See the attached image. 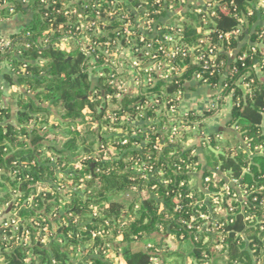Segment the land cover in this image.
Masks as SVG:
<instances>
[{"label": "trees", "instance_id": "1", "mask_svg": "<svg viewBox=\"0 0 264 264\" xmlns=\"http://www.w3.org/2000/svg\"><path fill=\"white\" fill-rule=\"evenodd\" d=\"M155 1L130 0L127 9L135 16L133 8L142 5L140 14L150 13L159 24L172 16L168 3L175 4V11L185 9L181 33L190 52L185 59L175 60L180 76L168 82L157 80L150 92L182 91L189 98L196 92L194 84L221 88L220 98L231 96L226 130L201 140L202 155L185 147L189 135L170 143L165 134L150 133L146 122L138 125L137 137L103 135L110 127L124 134L134 126L120 119L113 124L107 121L109 97L115 105L110 111L119 118L127 114L131 121L137 108L145 107L146 97L125 94L115 99L116 89L109 79L94 78L95 71L87 67L91 59L97 67L103 63L99 46L88 57L80 46L61 42L74 36L82 43L87 36L91 47L115 39L118 21L107 27L98 21L111 11L106 0H0V28L21 33L11 37V50L0 49V72L7 63L4 79L13 99L18 95L15 108L4 104L0 85V211L11 196L8 190L20 192L14 206L20 208L17 216L30 231L28 243L18 239L23 228L0 232V264H154V260L159 264H264V50H252L264 32V0H217L215 15L206 27L202 22L206 14L196 13L198 0L194 4L164 0L167 5L161 7ZM239 18L247 21L241 34L229 42L221 40L220 35L240 28ZM80 20L96 22L102 33L78 31ZM200 27L211 30L209 39L220 49L217 61L223 67L213 76L194 62L203 37ZM197 74L208 78V84L197 83ZM244 76L245 82L253 81L247 93L236 85ZM146 113L153 116L150 108ZM78 126L84 132L74 130ZM199 128L204 129L203 123ZM54 129L65 130L67 140L62 146L47 139ZM109 147L115 151L113 156ZM45 150L60 154L57 164L42 160ZM139 160L152 167L146 178L135 168ZM77 161L81 167L72 168ZM68 166L71 170L64 172ZM196 171L199 187L193 188L190 181ZM60 176L71 180L76 190H63ZM208 178L220 180L214 184ZM40 184L49 189L39 192ZM222 186L229 187L231 194L222 201L225 212L218 213L207 195ZM232 195L236 197L229 204L226 200ZM93 233L101 235L93 237ZM170 238L174 251L167 246ZM144 242L153 245L145 247ZM219 244L222 249L217 252Z\"/></svg>", "mask_w": 264, "mask_h": 264}, {"label": "built area", "instance_id": "2", "mask_svg": "<svg viewBox=\"0 0 264 264\" xmlns=\"http://www.w3.org/2000/svg\"><path fill=\"white\" fill-rule=\"evenodd\" d=\"M106 1L110 5L111 11L106 13V18H100V22H102L103 27H107L111 21H118L119 26L114 29V32L118 31L117 37L112 40L108 38L106 42L102 43L96 42L91 47H89L91 45L90 39L86 46L82 45L83 42L81 43L78 40L80 49L88 57H91L92 50H95L99 46L104 59L99 67L96 66V60L91 59V61H94L92 71L98 72L94 74V78L107 77L110 84L116 89L115 99H119L125 94H130L134 97V85L139 86V95L146 97L145 107L147 109L150 108L153 113L151 118L148 117L146 113L147 109L145 110L144 106H140L137 108L136 116H138L137 118L134 117L135 120H132L133 122L128 119L127 114L120 117V122H131V124H134V121H137V127L140 123L146 122L150 133L158 132L165 134L169 142H172V138L175 136H178L179 139L188 135L199 136L202 139L208 138L210 130L207 129L205 124L207 119L210 118L213 121L222 119L226 115V102H230L231 108L233 105L231 96L220 98L221 88L211 89L208 86L211 91L215 92V96H210L209 99L203 100L198 104L186 98L182 91L168 93L165 89H160L155 93L150 92L157 80L168 82L180 76V68L176 66L175 60L177 58L185 59L190 51L187 44L183 41L180 25L174 24L173 19L183 18L182 14L185 9L182 8L175 11L176 8L173 2L167 5L164 0H156L155 5L159 7L167 5V9L172 15L163 24H159L150 13L140 14V9H143L142 5L133 8V12H136L135 16H133L127 9L131 7L130 0ZM195 1L191 0V3L194 4ZM216 1H207L199 7L200 9L196 10L197 14H202L203 12L206 14L202 19L204 25L208 23V19H211L215 15ZM180 3H186V0H181ZM79 18L82 19L81 16ZM81 21L78 22L80 23L77 27L78 31H82L83 33L88 31L94 35L95 33L96 35L102 33L96 22L89 21V23L93 22V27H86ZM104 21L109 22L108 25ZM238 21L240 27L238 30L222 34L219 38L229 42L231 38L240 35L241 28L246 26L247 21L244 18H239ZM167 30H170L172 33H164ZM206 32V35L204 34L199 45L195 48L198 55L194 58V62L202 64L205 71H210L209 76H213L219 67H223V63H218L217 61L220 49L209 39L211 30H207ZM84 37L88 40L87 36ZM67 38L74 39V36H67ZM1 44L0 46H2ZM261 44H264V32L259 36V42L252 47V50L260 49ZM4 46H6L4 49L7 48L9 50L13 47L11 42H7ZM2 48L0 47L1 50ZM230 57H232V53H230ZM246 79L244 76L236 83L244 93L250 90V85L253 82L252 80L245 82ZM195 81L197 83L203 81L204 84H208L209 80L208 78L204 79L201 74H197ZM113 114V120L117 119L116 113ZM205 114H208V116H204ZM193 117H199L200 120L194 121L192 120ZM113 120L111 119V121ZM201 123L205 126L204 129L206 131H202L203 129L199 128ZM149 126L152 127L149 128ZM126 142L125 140L124 144ZM155 149L158 150V148ZM136 166L138 172L142 173L144 178L152 172V167L146 166L143 161H137ZM206 181L208 182L209 179H206ZM14 193H18L16 198H19L21 195L20 192L15 191ZM227 193L228 195L231 194L229 188ZM235 197V195H232V199H235ZM26 201H32V199L28 198ZM214 204L216 203L214 202ZM14 205L15 203L12 206ZM230 212H233V209H230ZM201 218L208 220L207 216L202 215ZM2 222L3 225H0L1 233L5 229H12V232L16 233L20 231V228H23L22 236H19L18 239L24 243H28L30 231L23 225V221L19 216H13L8 213V215L3 217ZM37 226H39V223ZM97 235L101 234L93 233V237ZM215 248L222 249V244L217 245Z\"/></svg>", "mask_w": 264, "mask_h": 264}, {"label": "rangeland", "instance_id": "3", "mask_svg": "<svg viewBox=\"0 0 264 264\" xmlns=\"http://www.w3.org/2000/svg\"><path fill=\"white\" fill-rule=\"evenodd\" d=\"M262 5L264 6V3H262ZM73 11L75 12L76 10H74L73 9ZM15 17V16H14ZM18 17H15L14 19H17ZM13 19V20H14ZM21 19H23V17L21 18ZM98 21H100V19L98 20ZM185 18H175V19H173V23L174 24H176V25H180V27H181V29H182V25H184V23H185ZM190 22H191V20H190ZM84 24L83 25H86V27L87 26H90V27H93V22H83ZM104 23L106 24V25H108V23L109 22H105L104 21ZM192 23V25H196L197 24V22L196 21H194L193 20V22H191ZM204 25V24H203ZM208 25V23L207 24H205L204 25V27H206ZM199 30L201 31V33H203V36H204V34L206 35V31L207 30H202L201 29V27L199 28ZM5 31H10V32H8V33H6L5 35V37H0V43H2L1 45L2 46H0V47H3L2 48V51H4V50H6V48L4 49V47H6V46H4L7 42H11V37L12 36H15V35H18V34H21L20 33V31H19V29H7V30H5ZM82 40V45H84V46H86V45H88V41H89V39L87 40L85 37L84 38H82L81 39ZM4 42H5V44H4ZM12 43V42H11ZM45 44L47 43V42H44ZM61 44L63 45V46H67V47H72L71 45H78L79 46V44H78V40H76V39H71V38H67V36L66 37H64L63 39H62V42H61ZM13 45V44H12ZM260 49H263L264 50V44H261L260 45ZM232 59L234 58V55L232 54V57H231ZM93 65H94V61H89L88 63H87V67H89L88 68V70L89 71H92V69H93ZM2 69H1V71H3V70H6V67L9 69V66H8V64L7 63H3L2 65ZM98 72H94V74H97ZM93 74V75H94ZM127 87H129V86H127ZM17 89V88H16ZM18 90V89H17ZM134 97H136L137 95H139V91H140V87L139 86H135L134 85ZM18 96V95H17ZM17 96H15V99H17ZM111 100H112V98L111 97H109V99L107 100L108 101V103H109V111H108V115L106 116V119H107V121H109V123L110 124H113V123H115V121L117 120V119H120L119 117L117 118V119H114L113 120V112L112 111H114V108H115V105L113 104V103H111ZM110 110H112V111H110ZM138 116V115H137ZM137 116H136V114L133 116V118H132V120H135L134 119V117L135 118H137ZM110 117H111V119L113 120V121H111V119H110ZM55 118L56 117H53V119L52 120H55ZM128 119L130 120V118H129V116H128ZM104 121V120H103ZM106 121V120H105ZM131 121V120H130ZM131 122H133V121H131ZM131 122H130V124H131ZM137 121H134V124H132V125H134L133 126V128H131V132H126V133H124V134H122V131L120 130V129H116V128H113V127H110V129H108V132H104L105 134H103V135H108V136H111V135H119V136H121V137H127L126 135H129L128 137H137V135H138V128H137ZM97 125L98 124H94V128L95 129H97ZM204 128H205V126H204ZM55 129H57V128H55ZM54 129V130H55ZM73 129V128H72ZM207 129H209L208 127H207ZM54 130H51V131H54ZM74 130H78V131H81V132H84V127H82V126H78L77 128H74ZM147 130H148V128H147ZM205 129H203L202 131H204ZM47 131H50L49 130V128H48V130ZM206 131V130H205ZM134 133H136V134H134ZM64 134H65V130L63 131V130H55L50 136H48L47 137V139H48V141L51 143V144H53V145H57L58 147L59 146H62L63 144H64V142H66V140H67V138H66V136H64ZM115 136V137H116ZM116 138H119V137H116ZM195 139V136H193V135H190V136H188V142H187V144H186V146L185 147H188V148H193V149H195V146H194V143H195V141H192V140H194ZM198 139H200V140H202V138L201 137H199L198 136ZM177 140H179V137L178 136H175V137H173L172 138V142H170V143H175ZM127 143V142H126ZM136 147H138L139 148V146H137V145H134V148H136ZM141 148V147H140ZM155 148H158V152H160V151H162V147H155ZM107 151H112V152H109V153H111L110 155H112L113 156V154H115V151L113 150V147H109V149L107 150ZM60 158H61V156H60V154H58V153H56L55 151H53V150H45V153H44V156H43V158H42V160H44V161H50L51 163H55V164H57V161H59L60 160ZM78 159V158H77ZM76 159V160H77ZM72 167V166H71ZM71 167L70 166H68L67 167V169L66 170H64V172H67V171H69V170H71ZM76 167H81V163H80V161L78 162H76L74 165H73V167L72 168H76ZM135 168H136V170H137V172H138V169H137V166H136V164H135ZM195 176H194V178L190 181V186L191 187H193V188H197V187H199L198 186V178H199V174H198V172L196 171L195 173ZM59 179H61L63 182L62 183H59V184H61L60 185V187H63L64 189L63 190H65V188H66V190H68V189H70L71 188V190H73V191H75L76 190V188H75V186H70V185H72V181L71 180H66V179H64L63 177H59ZM209 179V178H208ZM214 183V184H216L220 179L219 178H211V179H209V181L208 182H211V181ZM58 184V185H59ZM75 185V184H74ZM218 185V184H217ZM216 185V187H218ZM38 187V191L39 192H43V191H46V190H48L49 188V186L48 185H38L37 186ZM84 184L82 185V186H80V189L81 188H83L84 189ZM228 188L229 187H227V186H222V187H220L219 188V191L217 192V193H215V194H208L207 196L210 198V199H212V202H213V204H214V202L216 203V204H214L217 208H216V212H218V213H224L225 212V210L222 208V201L223 200H225V198L228 196L229 197V195H228ZM11 189V188H10ZM61 189V188H60ZM9 191H11V190H8V192L7 193H9L11 196H10V198L8 199V201H7V203H6V209L4 210V211H0V216L2 217V213L3 212H7V213H10L11 215H13V216H17L18 215V213L20 212V208L19 207H16V206H12L14 203H15V205H17V196H18V193H14V191H11V193L9 192ZM229 191H230V189H229ZM231 193V192H230ZM65 197V196H64ZM67 199H68V196L66 197ZM131 197L130 196H127V199H130ZM232 198L231 199H228V200H226V201H228V203L230 204L231 202H232ZM100 210V207H97V211H99ZM3 219V218H2ZM205 221H207V219L205 220ZM23 224H25L24 222H23ZM0 225H3V222H2V220L0 219ZM161 241V240H160ZM159 241V242H160ZM153 242V241H152ZM158 241H155V242H153V244L154 243H157ZM161 243V242H160ZM214 243V242H213ZM145 244L147 245V246H149V244L151 245L152 243L151 242H144V246H145ZM152 244V245H153ZM167 246H168V249L169 250H171V249H174L175 248V243L173 242V239H171L170 238V240H167ZM217 246V245H216ZM215 246V247H216ZM146 247V246H145ZM216 249V248H215ZM221 249H216V251L217 252H219ZM1 260L3 259V258H0ZM153 263L154 264H159V261L158 260H154L153 261ZM196 264L195 262H193V261H187V263L186 264ZM170 264H173V262H171ZM259 264H263V263H259Z\"/></svg>", "mask_w": 264, "mask_h": 264}, {"label": "crops", "instance_id": "4", "mask_svg": "<svg viewBox=\"0 0 264 264\" xmlns=\"http://www.w3.org/2000/svg\"><path fill=\"white\" fill-rule=\"evenodd\" d=\"M207 1H212V0H198V1H196L195 5L197 7H199V6H202ZM169 18H171V16ZM262 24L264 25V19L262 21ZM8 32H10V31H5L4 28H3V30H2V28H0V37H5L6 36L5 34ZM8 71H9V69L6 67V70H3L0 72V85H1V88H2V91L4 94V104H10L13 108H15L16 107L15 99H13V97L11 95L12 88L5 81L4 75H3L4 73H6ZM194 86L196 88V92L193 94L191 93L189 95L190 97L188 98L189 100L193 101L194 103L198 104V103H201L203 100L209 99L210 96H215V92L209 90L208 88L198 87V86L193 84L192 87H194ZM225 105H226V107H225L226 115L222 119H219L217 121L210 120V118L207 119L205 124L209 128L210 133H221V132L226 130L225 125H226L227 120L229 119V116H230L231 105H230V102H226ZM192 141H195L194 146H195L197 154L202 155L201 140L198 139V137H195V139ZM197 184L199 185V182ZM6 215H8V213L4 212L2 214V217L0 216V219L2 220V218ZM174 250H176V247L174 249H171V251H174Z\"/></svg>", "mask_w": 264, "mask_h": 264}, {"label": "water", "instance_id": "5", "mask_svg": "<svg viewBox=\"0 0 264 264\" xmlns=\"http://www.w3.org/2000/svg\"><path fill=\"white\" fill-rule=\"evenodd\" d=\"M215 154H217V155H223V153L222 152H218V151H213Z\"/></svg>", "mask_w": 264, "mask_h": 264}]
</instances>
